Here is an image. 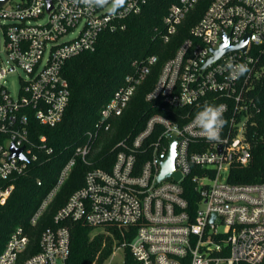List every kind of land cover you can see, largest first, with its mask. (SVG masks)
I'll return each mask as SVG.
<instances>
[{"label":"built area","instance_id":"obj_1","mask_svg":"<svg viewBox=\"0 0 264 264\" xmlns=\"http://www.w3.org/2000/svg\"><path fill=\"white\" fill-rule=\"evenodd\" d=\"M11 1L0 3V204L11 195L12 180L28 170L39 152L51 151L45 135L32 138L33 121L53 126L62 119L70 99L63 73L67 60L95 50L103 32L125 29V20L139 14L148 0H127L115 16L107 7L89 8L73 0ZM199 1L178 0L170 6L163 18L164 42L177 34ZM189 33L146 94L147 101L162 99L188 112L177 115L179 123L153 114L139 132L119 140L110 168L87 171L83 186L55 214L56 225L42 231L39 250L22 264H68L73 222L118 229L123 240L114 251L122 252L123 261L117 264H125L127 250L132 264H264V182L229 181L232 167L252 159L247 130L260 111L255 89L264 80V0H211ZM224 33L231 46L241 45L248 35L245 49L228 50L205 65L221 47ZM229 60L247 63L250 71L232 80ZM156 62L155 55L133 61L134 71L102 107L90 140L76 148L75 156L86 162L91 156L92 161L95 142L112 129ZM17 70L24 76L19 74L13 91L9 75ZM206 103L226 105L220 142L206 140L193 123ZM172 133L173 166L180 178L159 181ZM74 164L72 157L33 214L32 225ZM188 183L196 191L192 207ZM30 242L26 230L16 227L0 253V264H17Z\"/></svg>","mask_w":264,"mask_h":264},{"label":"trees","instance_id":"obj_2","mask_svg":"<svg viewBox=\"0 0 264 264\" xmlns=\"http://www.w3.org/2000/svg\"><path fill=\"white\" fill-rule=\"evenodd\" d=\"M176 1L148 0L139 14L125 20V29L103 32L95 50L82 52L67 60L63 73L69 82L70 99L62 119L53 126L33 121L32 138L45 135L51 151L39 152L38 159L30 163L28 170L12 180L14 188L11 195L0 204V253L11 232L22 226L31 238L28 250L18 259L17 264H22L27 255L39 250L42 231L56 225L55 214L70 195L83 186L87 171L96 167L110 168L116 154L114 147L119 140L139 132L153 114H163L179 123L177 115L188 112L169 107L162 99L146 100V94L154 87L162 66L190 35V27L200 19L211 0H200L179 26L177 34L169 42H164L163 18ZM151 55L157 56V62L138 86L124 113L113 121L112 129L101 133L95 142L98 150L92 161L91 156L88 162L81 156H75L76 148L90 140L88 133L99 119L102 107L123 85L126 75L134 71L133 61H143ZM255 95L260 111L248 124L247 130L252 159L248 165L232 167L229 181L233 183L264 182V80L255 89ZM72 157H75V164L68 177L37 223L32 225L33 214L56 187L62 169ZM185 187L192 207L196 198L194 185L188 183ZM94 229L82 222L71 223L68 264H104L113 253L115 244L123 240L116 228L106 230L111 235L101 231L93 233ZM131 235L126 236L127 241L131 240ZM125 264H132L128 250Z\"/></svg>","mask_w":264,"mask_h":264},{"label":"clouds","instance_id":"obj_3","mask_svg":"<svg viewBox=\"0 0 264 264\" xmlns=\"http://www.w3.org/2000/svg\"><path fill=\"white\" fill-rule=\"evenodd\" d=\"M75 4H83L89 8L107 7L110 15L115 16L118 10L122 8L127 0H73ZM229 76L232 80H239L249 71V65L245 62H233L229 60L226 64ZM227 111L226 105L205 104L198 111L193 119L202 136L209 142H220L222 138V130L226 124L224 113Z\"/></svg>","mask_w":264,"mask_h":264},{"label":"water","instance_id":"obj_4","mask_svg":"<svg viewBox=\"0 0 264 264\" xmlns=\"http://www.w3.org/2000/svg\"><path fill=\"white\" fill-rule=\"evenodd\" d=\"M7 0H1V4H3L4 2H6ZM50 1V0H49ZM50 7H51V3H50ZM224 40L221 42V47L219 49H216L214 51V56H212L205 65H208L209 63H211L212 61L218 59L224 52L231 50V49H236V48H242L243 50L246 47L247 44V40H248V35H246L243 39V42L241 45L239 46H231L229 43V34H225L223 35ZM176 138V134L172 133L171 134V147H170V152L169 155L167 157V159L162 163V170L161 173L158 177V180H164L166 177H170L173 176L175 179H179L180 178V174L178 172H176L174 170V166H173V159H174V155H175V141ZM14 153H16L15 149L13 150ZM215 218V214L213 215V219Z\"/></svg>","mask_w":264,"mask_h":264},{"label":"rangeland","instance_id":"obj_5","mask_svg":"<svg viewBox=\"0 0 264 264\" xmlns=\"http://www.w3.org/2000/svg\"><path fill=\"white\" fill-rule=\"evenodd\" d=\"M19 0H12L11 3H16L18 2ZM19 74L24 76V73L20 70H17L13 73H11L9 75V86H10V89L13 90V91H16L17 87H18V83H19ZM105 232L109 235H111V233H109V231H106V230H103L101 228H97V229H94L93 230V233L95 232ZM123 261V257H122V252L121 251H118L115 250L113 251V253L109 256L108 259H106L105 263L104 264H117V263H121Z\"/></svg>","mask_w":264,"mask_h":264}]
</instances>
